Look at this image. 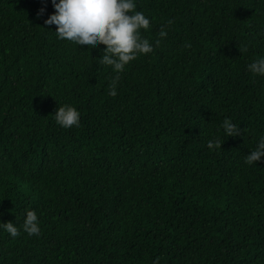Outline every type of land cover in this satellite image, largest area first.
Returning a JSON list of instances; mask_svg holds the SVG:
<instances>
[{"label":"trees","instance_id":"obj_1","mask_svg":"<svg viewBox=\"0 0 264 264\" xmlns=\"http://www.w3.org/2000/svg\"><path fill=\"white\" fill-rule=\"evenodd\" d=\"M136 6L153 52L117 74L105 46L44 24L51 0H0V223L20 230L0 229V264H264V158L245 163L264 135V76L247 68L264 0ZM65 105L79 127L56 123Z\"/></svg>","mask_w":264,"mask_h":264},{"label":"clouds","instance_id":"obj_2","mask_svg":"<svg viewBox=\"0 0 264 264\" xmlns=\"http://www.w3.org/2000/svg\"><path fill=\"white\" fill-rule=\"evenodd\" d=\"M54 14L44 20L46 26L55 25L58 39L66 40L74 45L96 49L105 46L99 59L103 65L111 66L113 72H123L125 66L136 60L138 56L153 52V45L141 35V30H148L149 19L142 11L136 10V0H51ZM44 9L38 15H43ZM170 23V22H169ZM167 35L161 30V38ZM156 45L160 41L157 40ZM253 75L264 76V56L247 65ZM119 76L114 77L108 86V94H117ZM63 129H73L80 125V113L72 106H61L53 116ZM221 129L228 137L240 134L237 124L225 118ZM222 145L219 139L209 140L206 147L212 151ZM264 158V135L260 136L256 148L245 156V163L251 165ZM0 229L15 238L20 230L12 222L0 223ZM22 231L29 237L39 236L41 228L35 211L28 210L23 219ZM153 264H159L154 260Z\"/></svg>","mask_w":264,"mask_h":264}]
</instances>
